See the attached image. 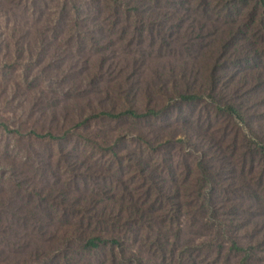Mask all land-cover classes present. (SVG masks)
<instances>
[{
  "label": "rangeland",
  "instance_id": "obj_1",
  "mask_svg": "<svg viewBox=\"0 0 264 264\" xmlns=\"http://www.w3.org/2000/svg\"><path fill=\"white\" fill-rule=\"evenodd\" d=\"M0 9V220L53 233L30 264H165V247L174 254L166 264L181 254L206 264H242L247 254L244 264H264L261 38L240 23L217 56L213 35L195 40L186 23L171 32L162 20V30H148L132 13L116 29L103 21L113 47L39 49L20 38L22 20ZM197 92V101L180 99ZM127 110L159 115L98 117ZM30 131L66 139L35 140ZM90 235L123 244L89 250ZM232 241L246 252L229 250Z\"/></svg>",
  "mask_w": 264,
  "mask_h": 264
},
{
  "label": "trees",
  "instance_id": "obj_2",
  "mask_svg": "<svg viewBox=\"0 0 264 264\" xmlns=\"http://www.w3.org/2000/svg\"><path fill=\"white\" fill-rule=\"evenodd\" d=\"M163 1L154 0V7H149L145 4L143 7L145 9L142 10L136 6V0H5L6 5L0 8L3 9V12L11 14V17L22 20V22L20 21L22 26L27 28L28 31L31 30V32L23 30L20 38H25V43L29 47H40L39 49L48 47H113L112 41V43H104L103 35L105 36L107 30L103 28V21L107 17L113 20L112 27L116 29V27H119L120 16L124 15L127 17V15L132 13H139L141 19L139 25L146 26L148 30H152L153 27L162 30L160 24L162 20L163 23L165 22V29H169L171 32L173 30H181L186 23L189 30L191 29L192 33L197 34L195 40L200 38L202 41L206 38L204 35H213L216 39L211 42L215 46L211 47H216L213 54H217V56L231 46V43L237 38V34L242 33L239 26L240 23L245 27L246 34L250 32L253 39L256 37L261 38L262 43H264V35H262L264 34V0H251L252 4L249 0ZM131 2L133 3L129 4ZM0 11L2 10L0 9ZM224 14H228L229 17L235 19L229 23L215 25L216 22L218 23L222 19ZM238 14L241 15L236 19L233 15ZM29 25L31 27H28ZM108 32L113 35L116 30L112 32L111 29ZM249 43L252 46L255 45L253 42ZM53 56L54 54L51 55L49 60ZM212 59L214 60L215 56ZM182 77H185V73H182ZM203 96V93L197 92L196 94H182L180 99L191 102L197 101ZM222 111L241 118L237 114L238 111L232 106H226ZM104 115L111 118L122 116L143 118L158 116L159 113L150 110L144 114H137L133 110H127L118 115L103 112L98 117ZM4 128L6 133L20 134L18 130H11L6 126ZM29 134L32 137L31 139L35 140L62 141L66 139V134L60 138L52 133L30 131ZM170 195H166V197ZM3 208L4 205L2 206L1 203L0 219H5L6 217L5 212L2 210ZM200 210L198 216L203 217L201 224L205 226L204 219L209 210L202 207ZM28 218H34V213L30 211ZM51 228L50 225L40 222L9 223L4 221V223H1L0 220V264H30L33 261H39L41 252L47 243L51 241L53 235ZM57 229L62 231V233L65 231L63 227ZM127 229L130 230V228ZM73 233L72 228L70 235H74ZM67 235L69 236L68 232ZM86 239L84 247L89 250L100 248L104 244L114 247L123 244L117 238H106L100 235H90ZM229 250H234L236 253L246 252L244 246L237 241H232ZM167 255L172 256L174 254L173 250H168L165 247V264L168 262ZM189 256V254L177 255L178 260H175V264H203V262L206 264L204 260L200 262V260L197 261ZM188 257L190 258V263H187ZM171 258H174V256ZM246 259L247 254L240 259V262L244 264ZM113 263L116 264L115 261Z\"/></svg>",
  "mask_w": 264,
  "mask_h": 264
}]
</instances>
